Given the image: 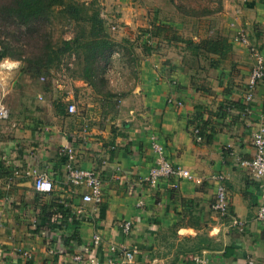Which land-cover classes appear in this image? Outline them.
I'll return each mask as SVG.
<instances>
[{
	"label": "crops",
	"instance_id": "0c3cea01",
	"mask_svg": "<svg viewBox=\"0 0 264 264\" xmlns=\"http://www.w3.org/2000/svg\"><path fill=\"white\" fill-rule=\"evenodd\" d=\"M207 5L201 15L175 19L159 18L158 8L151 11L140 0L112 3L115 16L104 10L114 21L108 29L113 41L132 43L136 61L135 77L114 87L116 95L108 101L88 102L94 94L80 79L41 80L47 83L36 90L29 80H17L13 90L0 76V97L19 95L24 103L30 96L28 110L9 107L8 118L0 120V264L70 262L81 248L100 264L109 258L121 264L122 257L109 252L112 245L134 249L132 264H193L197 255L209 264H264V222L257 219L264 203L261 181L237 162L253 157L251 135L264 122V81L250 105L243 100L254 59L239 40L246 38L264 58V0ZM152 21L167 31L148 40ZM221 39L230 46L226 58L201 50L204 41ZM26 84L31 94L24 93ZM169 98L181 106L175 108ZM69 102L76 106L74 114L67 112ZM226 103L246 108L219 116ZM196 124H206L201 142L191 134ZM152 143L192 178L150 185ZM65 146L73 150L76 166L99 174L100 204L84 203L87 189L69 186L68 160L60 152ZM29 167L48 175L49 194L37 193L32 179L13 174ZM216 175L224 176L228 191L225 217L211 208ZM61 206L78 222L81 243L72 248L64 246L65 232L53 215ZM48 216L52 229L41 225ZM127 221L131 233L125 236L121 224ZM95 234L99 246L92 243ZM174 239H182L186 249H170Z\"/></svg>",
	"mask_w": 264,
	"mask_h": 264
},
{
	"label": "rangeland",
	"instance_id": "374dc122",
	"mask_svg": "<svg viewBox=\"0 0 264 264\" xmlns=\"http://www.w3.org/2000/svg\"><path fill=\"white\" fill-rule=\"evenodd\" d=\"M3 1L7 0H0V2L4 3ZM87 2L91 3L95 9H98L101 12V19L105 23V30L109 38L113 41L111 37V33L108 29H111V26H114V21H109L104 17V10H107L111 15H117L115 9L112 7V3L116 2L117 0H86ZM141 2L147 3L149 9L152 11V8H158L160 14L157 15L161 19L170 18H178L185 14H193V15H201L205 13L206 8L208 7V2L210 0H140ZM7 3V2H6ZM57 13V14H56ZM151 16V14H150ZM149 16V17H150ZM155 14H152V18L155 19L157 17ZM166 17V18H164ZM158 18V19H159ZM0 20V56L2 53L5 52L3 47L8 48V54L16 57H27L28 51L27 46L24 42V37L21 32L18 30L16 31V27L12 24H7L6 22H1ZM139 30V29H138ZM140 32V31H139ZM142 32V31H141ZM46 38H50L52 44L55 45V49H61L63 47L62 41L75 39L78 38L83 41L85 36L83 32L80 30L79 27L73 22L65 20L58 14V9L55 10L53 13L51 24L47 26L45 31ZM146 38L148 40H152L149 34H146ZM117 46L114 47V53L110 55L104 62L101 63L102 71L98 73L97 76H89L87 78H82L84 76V67L87 65L85 63V53L83 50L75 52H64L60 55L59 64L53 63L49 70L41 68L39 71L40 73H36V69L33 67H28L26 69V64H23L22 61H15L11 58H2L0 59V76L1 80L5 83V85H16L17 80H29L28 84L33 86V89H38L37 84L43 83L45 85L47 82H42L41 78L43 77V81H48L49 79L60 80L64 78L68 79H80L83 80L87 84V88L89 91H92L94 94V98L90 97L88 102H95V99H101L104 101H108L112 99L114 93V87L118 84L125 82L126 80H131L135 77V58L133 57V44L128 42V40H123L119 43H116ZM137 46V44H135ZM26 51V53L24 52ZM107 51L103 53V57H106ZM24 61V58H22ZM15 65V66H14ZM16 67V68H15ZM18 67V68H17ZM37 67V66H36ZM27 70V71H25ZM47 70L46 72H43ZM91 73V72H90ZM6 75V76H5ZM129 82V81H128ZM28 84H26L24 93H30V88H27ZM13 88L11 89L14 90ZM36 88V89H35ZM7 89L5 88V92ZM26 93V95H27ZM19 96V95H18ZM13 95L12 97H8L6 100L5 98L3 104L6 106L8 111L10 112L11 109L18 110V108L28 110V97H24L25 102L22 103V99L20 100V96ZM39 101V98H36ZM35 99V100H36ZM94 100V101H93ZM84 103V102H83ZM82 103V104H83ZM102 103V102H101ZM34 108L40 109L39 103L33 104ZM10 107V108H9ZM41 110V109H40ZM172 238V237H171ZM175 240V239H174ZM176 241V240H175ZM177 244V245H176ZM186 243L180 239L178 242H174L173 245H170V249H179V251L186 249Z\"/></svg>",
	"mask_w": 264,
	"mask_h": 264
},
{
	"label": "trees",
	"instance_id": "16d2710c",
	"mask_svg": "<svg viewBox=\"0 0 264 264\" xmlns=\"http://www.w3.org/2000/svg\"><path fill=\"white\" fill-rule=\"evenodd\" d=\"M3 2H0V20H2L1 22L12 24L16 27V31L19 30L21 32L28 48V56L16 57L9 55L8 48L3 47L5 52L1 54L0 59L11 58L15 61H22L23 64H28L26 65L27 70L28 67H33L36 69V73H40L39 70L41 68L39 67L49 70L53 63L59 64L61 53H78V51L83 50L85 63L87 64L83 70L85 75L81 76L84 79L89 74L94 77L97 76L102 71L101 63L115 52L113 49L117 45L112 42L106 33L105 23L100 17L101 12L86 0H7V3ZM57 9L58 14L62 18L75 23L80 28L85 36L83 41H78L80 40L78 38L63 40V47L55 49V45L52 44L50 38H46V28L51 24L53 13ZM163 31H167L164 25H157L152 21L145 33L149 34L151 38H156ZM201 50L204 53L226 58L230 52V46L223 39L206 40L202 43ZM105 51H107V55L103 57L102 55ZM24 52L26 53V51ZM22 58H24V61ZM47 70L43 72L47 73ZM41 80H44V78L42 77ZM66 104L68 106L69 103ZM245 108V105L226 103L221 107L219 116H225L232 109L245 110ZM205 125L196 124V128L202 138L205 136ZM53 215L60 216L61 224L57 227L59 228L58 230H64L65 232L64 246L72 248L75 245H79L81 242L75 234V229L78 226L76 218L62 206ZM44 219L46 222L41 223L42 226L46 225L51 229L54 228V225L50 223L51 217L47 218L48 220Z\"/></svg>",
	"mask_w": 264,
	"mask_h": 264
},
{
	"label": "built area",
	"instance_id": "2783aa9c",
	"mask_svg": "<svg viewBox=\"0 0 264 264\" xmlns=\"http://www.w3.org/2000/svg\"><path fill=\"white\" fill-rule=\"evenodd\" d=\"M244 43L253 56L254 64L252 66L248 82L246 84V90L244 93L243 100L248 106L253 102L254 93L257 85L264 81V58L258 48L250 45L246 38L239 39ZM117 55V53H114ZM168 103L174 105L175 108L181 106L180 102H174L171 98L168 99ZM67 112L74 114L76 112V106L74 103L69 102L67 106ZM8 110L3 104V97H0V120H6L8 118ZM191 134L195 142H201L202 137L199 135V130L194 126ZM251 142L254 148L253 157L248 160L237 159L240 166L248 169L251 176L261 181L260 188L262 196L264 198V122L257 125L256 129L252 132ZM151 153L153 154V166L149 171L148 182L154 186L160 179H191L192 175L184 169L171 164L170 161L164 156L163 147L152 143ZM61 154L64 155L67 160V181L69 186L73 190L78 188H86L87 192L82 195V201L84 203L100 204L103 199L102 193V182L99 174L93 169H82L74 164V152L70 147H63L60 150ZM13 174L16 176H24L32 179L33 188L37 193L49 194L53 190V184L49 179L48 175L39 172L34 167L26 168L25 170L19 169L13 170ZM215 180L217 182L216 192L212 203V210L219 216L225 217L229 212V197L228 191L225 185V178L223 175H216ZM171 187L176 188L177 183L171 184ZM80 212V211H78ZM56 218H60L58 215ZM257 219L260 222H264V203L258 208ZM123 234L126 236L131 233V223L123 222L121 224ZM101 238L98 234H95L92 238L94 246H99ZM110 253H116L119 257H122L121 264H132L136 251L134 249H127L126 247H116L115 245L110 246ZM27 259H31L30 255H27ZM193 264H209L208 260L204 256H194L192 259ZM45 264H100L99 259L88 252L86 248H81L78 252L72 255L70 262H49ZM108 264H119L118 260L109 258Z\"/></svg>",
	"mask_w": 264,
	"mask_h": 264
}]
</instances>
